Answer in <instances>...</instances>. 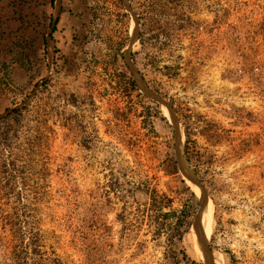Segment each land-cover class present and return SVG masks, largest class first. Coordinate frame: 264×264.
Returning a JSON list of instances; mask_svg holds the SVG:
<instances>
[{"label":"rangeland","instance_id":"rangeland-1","mask_svg":"<svg viewBox=\"0 0 264 264\" xmlns=\"http://www.w3.org/2000/svg\"><path fill=\"white\" fill-rule=\"evenodd\" d=\"M55 3L11 0L48 21L0 63V115L44 82L0 120V264H207L180 155L214 264H264V0H62L50 67Z\"/></svg>","mask_w":264,"mask_h":264},{"label":"crops","instance_id":"crops-1","mask_svg":"<svg viewBox=\"0 0 264 264\" xmlns=\"http://www.w3.org/2000/svg\"><path fill=\"white\" fill-rule=\"evenodd\" d=\"M45 3L41 6L49 13V0H40ZM29 6L23 7V11L15 10L12 7L11 0H2L0 2V63L11 64V69L24 71L25 63L17 55L24 51L26 46V35H31L37 40L35 45L39 48L41 45V30L43 24L48 21V14L35 18L29 11ZM35 6V5H31ZM36 19V20H35Z\"/></svg>","mask_w":264,"mask_h":264},{"label":"water","instance_id":"water-1","mask_svg":"<svg viewBox=\"0 0 264 264\" xmlns=\"http://www.w3.org/2000/svg\"><path fill=\"white\" fill-rule=\"evenodd\" d=\"M56 7H55V14L53 17V21H52V25L48 30L47 33V44H48V60H49V65L50 67L53 65V60H54V40L52 39V34H53V30L56 27L59 18L61 16V12H62V0H56ZM137 81L139 83V85L141 86L142 90H144V92L153 100L159 102L162 106L168 108V110L171 112L172 115V119H173V123L177 132V136L179 137V129H178V123L176 120V117L172 111V108L169 106V104L164 101L156 92H153L152 90H150L146 84L137 76ZM44 82H41L39 84V86L37 87L36 91L38 90V88L40 86H42ZM35 92H33V94L31 95V97L29 99H27L25 102L15 106L14 108L6 111L5 113L0 115V120L4 119L5 117L9 116L10 114H12L14 111H18V110H22L24 109L27 104L29 103V101L33 98V96L35 95ZM179 155L181 153V149H178ZM182 154V153H181ZM182 157V155H180ZM179 156V164L181 169L184 171V173L187 175V177L191 180V182L195 185L198 186L202 191H203V196H202V200H201V208L199 210L198 215L196 216V220L194 223V229L196 231V234L198 236V240L200 243V246L204 252V254L206 255V263L207 264H214L212 259H213V253L210 250V248L208 247V240L206 238L205 235V230H204V224H203V213L207 207V200H206V191L202 188V186L200 185V182L198 181V179L196 178V176L194 175V173L188 168V165L186 164V162L184 160H182V158Z\"/></svg>","mask_w":264,"mask_h":264},{"label":"bare ground","instance_id":"bare-ground-1","mask_svg":"<svg viewBox=\"0 0 264 264\" xmlns=\"http://www.w3.org/2000/svg\"><path fill=\"white\" fill-rule=\"evenodd\" d=\"M167 109V108H166ZM166 109H164V112L165 114L169 117V118H172V115L169 113V111H167ZM192 186V185H191ZM195 191L197 192V194L199 196H203V191L199 188H197L195 186ZM194 191V192H195ZM195 192V193H196ZM201 198V197H200ZM203 224H204V230H205V235H206V238H208L209 236V231H210V224H211V208H210V205H207L204 213H203ZM196 247H197V244H198V247L199 248V251H200V254H201V257L205 260H207L206 258V255L204 254L203 250L201 249V247L199 246L200 243L198 242V238H196ZM213 263H215V260L214 258L212 259Z\"/></svg>","mask_w":264,"mask_h":264},{"label":"trees","instance_id":"trees-1","mask_svg":"<svg viewBox=\"0 0 264 264\" xmlns=\"http://www.w3.org/2000/svg\"><path fill=\"white\" fill-rule=\"evenodd\" d=\"M58 24V23H57ZM56 29H57V25H56V27L54 28V30H53V34H54V32L56 31ZM53 34H52V39L54 40V38H53ZM132 85L135 87L136 86V84H135V82L133 81L132 82ZM22 113V111H14L13 112V114L14 115H20ZM0 124H1V121H0ZM187 140H186V145H185V150H184V152H185V156H186V158H187V161L188 162H192L193 161V158H194V155H195V151L193 150V148L191 147V145H190V141H191V139L189 138V135L187 134ZM191 195H192V198L193 199H196V197H195V195L193 194V193H191ZM186 257V256H185ZM191 264H200V263H198V262H196V261H191Z\"/></svg>","mask_w":264,"mask_h":264}]
</instances>
